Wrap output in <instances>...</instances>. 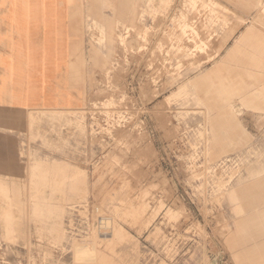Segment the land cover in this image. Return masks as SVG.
<instances>
[{"label":"rangeland","instance_id":"obj_1","mask_svg":"<svg viewBox=\"0 0 264 264\" xmlns=\"http://www.w3.org/2000/svg\"><path fill=\"white\" fill-rule=\"evenodd\" d=\"M73 2L82 108L0 111V193H31L0 195V264H253L233 244L253 211L229 193L264 181V0ZM246 18L250 76L221 62ZM224 112L238 129L221 153Z\"/></svg>","mask_w":264,"mask_h":264},{"label":"crops","instance_id":"obj_2","mask_svg":"<svg viewBox=\"0 0 264 264\" xmlns=\"http://www.w3.org/2000/svg\"><path fill=\"white\" fill-rule=\"evenodd\" d=\"M128 1L131 4L125 16L133 11V2ZM261 4L247 2L243 7L253 6L257 11ZM77 6L73 0H0V111L69 112L82 108L83 13L77 12ZM242 22L247 29L234 40L221 62L238 60L250 76L261 65V36L256 33L257 19ZM226 113L211 121L212 148L223 150L221 153L234 143L238 129L233 113L228 112L230 118ZM0 195L31 193L11 188ZM229 196L241 198L253 211L238 224L233 244L245 260L257 264L264 254V240H259L264 236V209L257 212L256 208L264 203V181L253 189L239 185Z\"/></svg>","mask_w":264,"mask_h":264}]
</instances>
